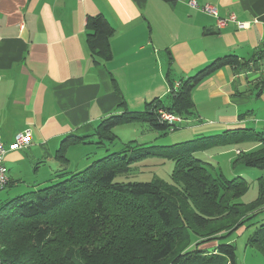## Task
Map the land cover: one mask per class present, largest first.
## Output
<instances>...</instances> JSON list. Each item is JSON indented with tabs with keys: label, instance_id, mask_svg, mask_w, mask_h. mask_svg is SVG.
I'll return each instance as SVG.
<instances>
[{
	"label": "crops",
	"instance_id": "crops-1",
	"mask_svg": "<svg viewBox=\"0 0 264 264\" xmlns=\"http://www.w3.org/2000/svg\"><path fill=\"white\" fill-rule=\"evenodd\" d=\"M205 4L246 28H219L201 9ZM98 15L113 30L107 61L87 45V19ZM226 57L241 68L220 66L202 76L190 93L195 117L156 135L167 139L158 146L254 119L253 101L264 105V0H0V137L9 186L18 187L24 169L32 168L38 178L31 188H41L61 168L55 156L66 137L88 136L101 119L144 111L153 100L169 105L170 81L178 88L180 79ZM25 130L29 146L10 150ZM73 147L66 150L67 169Z\"/></svg>",
	"mask_w": 264,
	"mask_h": 264
},
{
	"label": "trees",
	"instance_id": "trees-1",
	"mask_svg": "<svg viewBox=\"0 0 264 264\" xmlns=\"http://www.w3.org/2000/svg\"><path fill=\"white\" fill-rule=\"evenodd\" d=\"M86 26L91 55L109 60L111 27L100 15L88 18ZM237 64L236 59L226 57L219 65H210L195 76L180 79L178 88L170 81L169 105L153 100L146 104L144 111H124L101 119L88 136L66 137L56 151L55 158L61 168L53 179L0 205V264H144L149 261L180 264L191 254L194 259L206 260L205 264H211L210 259L215 257L235 264L236 247L231 237L247 229L253 232L247 246L259 250L264 259V132L249 127L235 128L163 147H144L146 143L131 141L124 149L92 161L83 170L67 169L68 146L95 143L88 141L89 137H97L100 144L106 140L112 145L118 138L112 133L113 127L145 124L150 131L161 135L178 130L179 124L171 129L167 123L160 122L158 110L184 121L194 118L190 93L200 78L220 66L241 68ZM260 84L264 88V81ZM244 138L249 140L251 151L243 148L233 164H240L241 169L261 171L256 197L249 201L242 200L249 189L243 177L227 179L222 174H213L209 165L197 156L209 148H235ZM253 145L257 149L252 150ZM154 153L173 161L170 183L115 180L126 174L132 163ZM8 186L9 182L5 188ZM129 233L138 234L140 239L132 238ZM75 243L82 245L78 249L79 257L70 259L71 246ZM179 243H182L180 249ZM189 245L190 250L185 248ZM209 251L215 254L206 257Z\"/></svg>",
	"mask_w": 264,
	"mask_h": 264
},
{
	"label": "rangeland",
	"instance_id": "rangeland-1",
	"mask_svg": "<svg viewBox=\"0 0 264 264\" xmlns=\"http://www.w3.org/2000/svg\"><path fill=\"white\" fill-rule=\"evenodd\" d=\"M254 105V119L250 123H247L245 127L253 128L257 132H264V105L261 104L260 101H253ZM261 109L259 110V108ZM179 117V116H178ZM257 119V122H255ZM183 120V119H182ZM182 122V121H181ZM180 122V123H181ZM112 133L115 134L118 138L110 145V142L104 140L103 144L99 143V139L97 137H91L89 140L95 143H87V144H79L70 148L68 151L70 157V163L68 170L71 172H78L83 170L88 165L92 163L106 154L112 152H118L126 147L128 142H135L136 144H144V147H149L151 145H159L162 143H167L166 140H162L160 138H156L158 135L157 132L150 131L147 129L145 124H129V125H122L113 127ZM244 138L241 145H235L234 149L235 154L231 152V148H222L216 149L209 148L206 151H202L197 153V156L200 157L205 163L209 165V169L213 174H222L225 178L231 179L234 176H241L243 177L249 186V189L246 195L242 198L244 201L253 200L256 197L257 192V178L261 175V171L257 169H241L240 164H233V161L238 157V155L243 151L242 149L246 148V152L251 151L248 150L249 140H245ZM252 141V140H251ZM98 143V144H97ZM252 143V142H251ZM254 143V141H253ZM257 145V143H256ZM256 145H253L254 148L252 150L257 149ZM231 149V150H228ZM153 151L155 152L156 149L154 148ZM217 151V152H215ZM243 153V152H242ZM241 153V154H242ZM150 156L147 159H144L139 162L132 163L130 169L126 174L118 176L115 180L116 181H124V182H141V181H154L160 180L165 183H170V175L173 170V161L170 159L162 158L159 155ZM215 156H210V155ZM240 154V155H241ZM32 169V168H31ZM29 170L28 168L24 169L23 176L21 177V181L18 182V187H14L12 185L8 186L7 188L0 191V205L3 202L13 199L16 196L27 194L29 191L34 190L31 188L33 184L37 182L38 175L33 173V170ZM44 172V169H42ZM9 176L14 175V171H8ZM250 213L246 214L248 216ZM239 232V231H238ZM252 229H247L244 232L234 234L231 237L232 243H234L236 247V258L235 264H264V259L259 250L256 248H250L247 246V239L252 234ZM131 233H129L130 235ZM132 238L140 239L138 234H131ZM185 243V242H182ZM179 243L177 248L181 246ZM193 245V243L191 244ZM80 244L75 243L71 246V253L72 258L79 257L78 249H81ZM74 247V248H73ZM176 248V249H177ZM186 249L190 250L192 246L185 247ZM180 249V248H179ZM182 250V253H185L187 250ZM145 253H149V250H143ZM215 252L209 251L206 252V257H211L214 255ZM194 254H191L186 259L180 261V264H205V261L202 259H194ZM225 262V263H224ZM211 264H228L227 261L222 260V258H211ZM144 264H173L170 261H164L161 263H152V261L144 262Z\"/></svg>",
	"mask_w": 264,
	"mask_h": 264
},
{
	"label": "built area",
	"instance_id": "built-area-1",
	"mask_svg": "<svg viewBox=\"0 0 264 264\" xmlns=\"http://www.w3.org/2000/svg\"><path fill=\"white\" fill-rule=\"evenodd\" d=\"M78 1H83V0H78ZM189 4L193 7H197V4L194 1H190ZM201 9L204 12L208 13L209 15H212L213 17H215V19L217 20V26L219 28L226 26L228 23L235 24L237 29H245L246 28L247 24L244 22H238L233 15H231L227 19L219 18L218 13L216 11V8L210 4H205L204 6H202ZM177 86H179V84H177ZM158 119L160 122H164V123H167L168 125H170L171 129L173 128L174 125H177L182 121L180 117L175 116L171 113H167V112L162 111V110H158ZM30 142H31V132H30V130H25L21 133H18L14 137V141H13L12 145L10 146V150L25 149L29 146ZM5 155H6V150L3 146V143H2L1 137H0V191L5 189V187L8 184V181H9L8 176H7V169H6L5 164H4Z\"/></svg>",
	"mask_w": 264,
	"mask_h": 264
}]
</instances>
